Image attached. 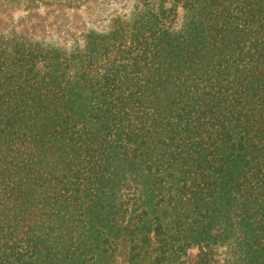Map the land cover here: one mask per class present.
Here are the masks:
<instances>
[{"label": "trees", "instance_id": "16d2710c", "mask_svg": "<svg viewBox=\"0 0 264 264\" xmlns=\"http://www.w3.org/2000/svg\"><path fill=\"white\" fill-rule=\"evenodd\" d=\"M45 36L0 31V264H264V0Z\"/></svg>", "mask_w": 264, "mask_h": 264}, {"label": "rangeland", "instance_id": "374dc122", "mask_svg": "<svg viewBox=\"0 0 264 264\" xmlns=\"http://www.w3.org/2000/svg\"><path fill=\"white\" fill-rule=\"evenodd\" d=\"M131 12V0H88L86 4L72 9L61 6H43L27 9L12 0H0V31L28 30L49 42L69 47L67 42L88 30H103L115 15ZM44 31V32H40ZM198 251L190 252L194 263Z\"/></svg>", "mask_w": 264, "mask_h": 264}]
</instances>
